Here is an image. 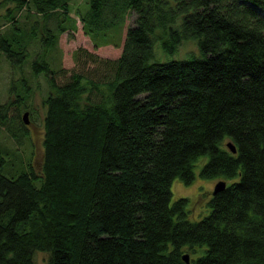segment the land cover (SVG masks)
Here are the masks:
<instances>
[{
    "label": "trees",
    "instance_id": "16d2710c",
    "mask_svg": "<svg viewBox=\"0 0 264 264\" xmlns=\"http://www.w3.org/2000/svg\"><path fill=\"white\" fill-rule=\"evenodd\" d=\"M4 1L15 5L0 14L12 23L0 52L21 68L29 52L15 10L33 7L31 35L40 30L46 47L65 29L69 0ZM86 6L78 14L94 45L117 40L121 51L102 84L78 71L57 83L42 50L30 60L50 85L41 171L7 174L0 151V264H33L35 250L48 264H264V0ZM189 38L199 54L156 57L157 41L173 52ZM11 102H0V124ZM204 154L200 175L231 181L193 220L186 197L170 202V183L190 182Z\"/></svg>",
    "mask_w": 264,
    "mask_h": 264
},
{
    "label": "rangeland",
    "instance_id": "374dc122",
    "mask_svg": "<svg viewBox=\"0 0 264 264\" xmlns=\"http://www.w3.org/2000/svg\"><path fill=\"white\" fill-rule=\"evenodd\" d=\"M3 3L4 5L0 7V14L4 12L6 6L13 7L15 5V2L11 1ZM86 8V0H69L66 13L68 17L63 22L65 29L60 33L55 31L56 19L50 18L47 23L48 26L54 28L56 39L53 45L46 47L43 46L44 40L41 39L40 42L42 36L40 30L35 29V34L31 35V24L34 19H38V14L33 11V7L29 8L31 13L27 16L25 15L28 9L26 7L14 12L15 25L21 30L19 36L27 40L29 56L22 63L21 68H16L12 67L4 54L0 52V102L12 101L6 112L7 119L0 124V151L5 158L4 171L7 174H16L19 170H28V168H32L37 173L41 171L43 118L46 112L43 99L49 91L50 85L42 73L35 76L30 71L29 63L36 52L39 50L44 52L51 68L55 70L57 83L67 81L74 71L101 84L112 74L108 59L118 57L121 43L116 45L114 42L118 43L117 40L114 42L110 40L95 46L78 14L85 11ZM55 10L56 16L60 8ZM134 17V12L126 15L120 30V42L123 40L126 26L133 23ZM0 31L7 34L12 32L11 21L1 15ZM189 54H199L194 39H183L173 52H164L158 41L155 45V55L162 60L186 58ZM21 77H24L26 81L23 82ZM24 111L27 112L28 123L15 121L13 116L21 115ZM12 119L14 123H10ZM21 123L26 126V134H24V130H21ZM13 132L15 135L12 134ZM224 141L225 139L222 143ZM206 160L207 154L197 159L193 166L194 177L190 182L186 183L176 176L170 183V202L178 197H186L188 199L187 207L190 209L189 218L193 220L199 219L209 212L210 206L207 202L214 184L217 180L224 179L220 178L221 176L203 177L200 175V168ZM225 181L228 183L231 179L225 178ZM185 251L188 250L182 252ZM48 256L47 251L35 250L33 264H48Z\"/></svg>",
    "mask_w": 264,
    "mask_h": 264
},
{
    "label": "water",
    "instance_id": "95a60500",
    "mask_svg": "<svg viewBox=\"0 0 264 264\" xmlns=\"http://www.w3.org/2000/svg\"><path fill=\"white\" fill-rule=\"evenodd\" d=\"M21 118H22V121L24 124H27L28 123V119H27V112L24 111L22 114H21ZM226 145L228 146V148L231 150V151H235V146L234 144H232V142L230 141H227L226 142ZM225 186V181L222 180V179H219L216 181V183L214 184V187H213V190H212V193H216L217 191L223 189ZM181 258L187 263L189 262V255H188V252H184L181 254Z\"/></svg>",
    "mask_w": 264,
    "mask_h": 264
},
{
    "label": "bare ground",
    "instance_id": "6f19581e",
    "mask_svg": "<svg viewBox=\"0 0 264 264\" xmlns=\"http://www.w3.org/2000/svg\"><path fill=\"white\" fill-rule=\"evenodd\" d=\"M190 55V54H189ZM188 57V56H187Z\"/></svg>",
    "mask_w": 264,
    "mask_h": 264
}]
</instances>
